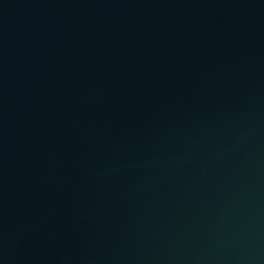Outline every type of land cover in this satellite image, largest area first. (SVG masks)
Listing matches in <instances>:
<instances>
[{"label":"water","instance_id":"water-1","mask_svg":"<svg viewBox=\"0 0 264 264\" xmlns=\"http://www.w3.org/2000/svg\"><path fill=\"white\" fill-rule=\"evenodd\" d=\"M0 264H264V0H0Z\"/></svg>","mask_w":264,"mask_h":264}]
</instances>
